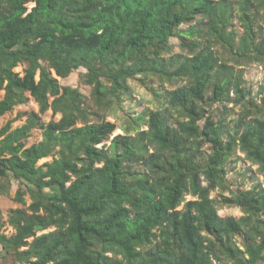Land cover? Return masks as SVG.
<instances>
[{"label":"trees","instance_id":"trees-1","mask_svg":"<svg viewBox=\"0 0 264 264\" xmlns=\"http://www.w3.org/2000/svg\"><path fill=\"white\" fill-rule=\"evenodd\" d=\"M250 64L264 70V0H0V117L30 97L60 115L0 127V195L30 200L12 235L0 221V264H264V186L227 180L236 151L264 174ZM79 70L88 97L60 84ZM132 82L156 108L113 135Z\"/></svg>","mask_w":264,"mask_h":264},{"label":"rangeland","instance_id":"rangeland-1","mask_svg":"<svg viewBox=\"0 0 264 264\" xmlns=\"http://www.w3.org/2000/svg\"><path fill=\"white\" fill-rule=\"evenodd\" d=\"M33 4H28L27 7L30 9ZM172 44L174 45V53H182L181 49L178 46V42L176 39H171ZM243 73L244 86L250 88L252 95L257 96V99L260 98V94H257L264 84V70L261 66L257 64H250L248 66L240 67ZM22 68L19 66L15 69L16 72H21ZM79 70L73 72L66 79H59L60 84L69 85L72 87H78L80 91L85 95L89 96L90 87L81 85L78 81ZM183 84L182 82L177 83L176 85ZM175 86V85H174ZM132 87L134 89V93L132 99H127L123 103V112L118 113V120L108 117L107 120L111 122H116L117 129L114 131L113 135L122 134L123 132L120 130V126L123 124L124 120L129 116V114L138 115L145 109H155L156 104L153 102L150 92L138 85L137 82H132ZM166 88H170V86L165 85ZM3 91L0 90V99L3 97ZM215 110L217 108H221L219 105H216ZM228 120L235 118L240 113L239 107H233L232 105L228 106ZM232 108V109H231ZM35 112L37 113L42 122L48 123L50 120H59L60 115L52 116L51 111H47L44 114L39 113L38 105L34 102V100L30 97L29 100L22 105L15 106L11 112L6 113L2 117H0V127L3 126L8 121H12V128H16L25 123L26 118L29 113ZM145 129V127H143ZM41 140V130L39 128H35L31 131L30 137L27 140V146L37 143ZM51 158L43 159L39 161L38 164H41L45 161H49ZM227 180L229 182V190L233 191L236 187H242L244 189L250 188L254 183L260 182L264 186V174H260L257 172V166L251 165V163L244 159V155L239 151H236L233 154L232 158L227 164ZM17 189V185L13 184L10 190L9 196L0 195V221L3 223L2 232L6 236H10L14 233L13 229L7 223L8 212L10 209L14 208H25L30 200L26 197V206L16 203L13 200L15 191ZM230 191L223 193V196H229ZM220 191L216 190L211 193V198L216 201H219ZM186 200H190V196L185 197ZM218 214L221 217H240L242 213L238 208H228V207H220L218 209ZM231 264V263H228Z\"/></svg>","mask_w":264,"mask_h":264}]
</instances>
